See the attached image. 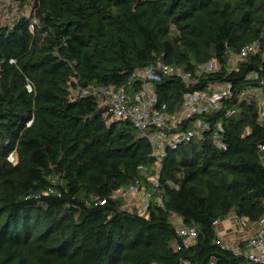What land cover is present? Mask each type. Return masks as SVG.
I'll return each instance as SVG.
<instances>
[{"label":"trees","instance_id":"obj_1","mask_svg":"<svg viewBox=\"0 0 264 264\" xmlns=\"http://www.w3.org/2000/svg\"><path fill=\"white\" fill-rule=\"evenodd\" d=\"M6 1L30 12L0 24V264H254L221 247L215 224L264 215V51L187 85L154 84L167 114L187 93L231 85L217 110L178 126L200 120L209 131L167 147L158 172L138 130L71 91H138L132 72L158 58L182 74L223 63L264 31V0ZM248 89L258 96L239 101ZM135 182L152 196L143 214L130 195L112 196ZM178 218L197 232L190 249L176 250Z\"/></svg>","mask_w":264,"mask_h":264},{"label":"built area","instance_id":"obj_2","mask_svg":"<svg viewBox=\"0 0 264 264\" xmlns=\"http://www.w3.org/2000/svg\"><path fill=\"white\" fill-rule=\"evenodd\" d=\"M0 2H3L7 8L14 7V4L10 1L0 0ZM34 25H36V22L32 20L30 31L33 30ZM263 51L264 31L256 40L245 45L238 53L227 56L223 63L215 60L209 61L199 65L194 74H182L165 66L161 59L158 58L149 66L143 69H136L132 72L129 83L138 82V91L128 93L124 88L115 89L114 87L95 85L76 86L71 91V98L75 100L88 96L96 97L100 107L103 109V113L109 117L110 121L130 123L148 141L152 156L156 159L155 166L158 172L161 159L164 156V150L167 147L174 148L177 144L193 135L201 139L204 131H209V124L203 123L200 120L196 121L193 130L184 133H177L175 131L178 126L191 115L200 116L217 110L220 100L231 96V85L228 83L217 84V88L209 85L197 92L187 93L184 95L182 109L175 114H167L155 107L157 99L153 93L154 84L160 82L164 77L176 76L187 85L190 82L198 80L200 76L220 71L224 65L230 71H233L249 55L262 54ZM30 90L28 87V91ZM258 92V89H248L241 92L237 98L239 101H242L249 96H258ZM260 107L258 122L264 124V98L260 99ZM220 131V126H217L216 131L212 135V140L218 146L216 137ZM260 150L264 152V145L260 147ZM151 180V191L159 194L157 173ZM47 193L52 194L53 192L48 190ZM122 193L130 195L133 198L136 210L140 214L145 212L147 204L152 197L150 191L142 188L139 182H135L132 187L124 192H114L112 196L119 197ZM156 201L158 204H161L159 196L156 197ZM100 204L102 205L103 203L101 202ZM218 223L220 222L215 224L216 227ZM173 225L176 235L181 239V244L176 247V250L193 247L197 238L196 230L193 227L184 225L183 221L179 218L177 219V223ZM237 225L241 227V232L232 233L228 241H225L217 232L218 239L222 244L221 247L248 262L264 264V215L252 224H248L244 220H237Z\"/></svg>","mask_w":264,"mask_h":264},{"label":"rangeland","instance_id":"obj_3","mask_svg":"<svg viewBox=\"0 0 264 264\" xmlns=\"http://www.w3.org/2000/svg\"><path fill=\"white\" fill-rule=\"evenodd\" d=\"M16 11L17 10H16L15 6L7 8L5 4L0 3V24L1 25L11 24L15 19H17L19 17H28L29 16V12H30V8L26 7L24 9H22V11L19 12V13H18V11L17 12ZM212 87L213 88H217L218 85L217 84H213ZM232 219H234V218H231L229 220H232ZM224 221L227 222L228 220L225 219ZM176 223H177V219H174V224H176Z\"/></svg>","mask_w":264,"mask_h":264},{"label":"crops","instance_id":"obj_4","mask_svg":"<svg viewBox=\"0 0 264 264\" xmlns=\"http://www.w3.org/2000/svg\"><path fill=\"white\" fill-rule=\"evenodd\" d=\"M232 220H229V222L227 221L228 223L226 221H221L216 227L218 229L217 232L225 241L230 240V235L232 233L241 232V227L237 225V220Z\"/></svg>","mask_w":264,"mask_h":264}]
</instances>
